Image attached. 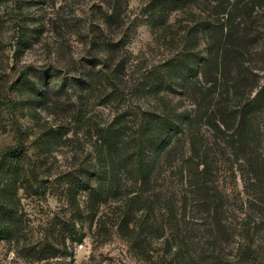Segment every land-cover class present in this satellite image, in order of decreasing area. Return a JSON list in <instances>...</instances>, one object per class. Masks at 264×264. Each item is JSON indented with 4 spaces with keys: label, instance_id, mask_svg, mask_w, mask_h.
Masks as SVG:
<instances>
[{
    "label": "trees",
    "instance_id": "trees-1",
    "mask_svg": "<svg viewBox=\"0 0 264 264\" xmlns=\"http://www.w3.org/2000/svg\"><path fill=\"white\" fill-rule=\"evenodd\" d=\"M191 6L197 12L192 14ZM254 6L264 7V0H149V24L154 27L166 25L175 10L188 8L194 20L183 25L179 44L163 63L165 77L146 80L150 87H159L163 80L176 83L192 97L191 108L145 112L134 122L116 117L91 125L87 160L54 179L60 184L53 194L61 201V212L49 215L43 232L34 237L26 235L18 190L35 192L32 181L38 189L43 186L35 168L68 139L70 129L63 122L43 124L30 140V152L19 144L6 148L0 153V240L11 243L15 254L28 261L73 264V244L85 235L83 223L90 224L106 200L120 199L117 229L142 254L146 242L161 237L168 252L187 264L192 256L188 242L199 246L204 264H264L257 239L264 232V126L253 123L264 111V80L259 81L257 67L244 59L252 47L248 32ZM200 41L202 56L196 49ZM198 74L202 79L194 84L191 77ZM14 83L11 89L25 94L26 102L44 104L39 93L47 91L46 83L36 87L27 72ZM6 101L13 106L12 98ZM198 125L228 148L226 159L238 161L243 196L229 195L230 202L219 185L214 172L218 145L207 144ZM157 162L170 167L167 176L181 186L179 204L171 210L168 202L161 223L142 195ZM134 186L139 192L131 189Z\"/></svg>",
    "mask_w": 264,
    "mask_h": 264
},
{
    "label": "rangeland",
    "instance_id": "rangeland-1",
    "mask_svg": "<svg viewBox=\"0 0 264 264\" xmlns=\"http://www.w3.org/2000/svg\"><path fill=\"white\" fill-rule=\"evenodd\" d=\"M148 2L0 0V153L18 144L30 152V140L43 124L63 122L70 129L68 139L53 147L45 163L35 168L44 180L43 186L38 189L32 181L35 192L18 190L27 236L39 235L48 216L61 212V201L53 194L60 184L54 179L87 160L93 139L91 125L116 117L134 122L145 112L178 113L191 108L192 97L176 83L163 80L159 87H150L146 80L153 75L157 80L165 77L163 63L179 44L177 38L183 25L194 20L190 21L188 8L175 10L166 25L154 27L149 24ZM189 10L192 14L197 12L193 6ZM252 13L254 19L248 32L252 47L244 59L247 65L257 67L261 82L264 7H252ZM203 48L200 41L196 47L199 56L204 55ZM25 72L36 87L41 89L42 84H47V91L39 93L45 105H31L25 94L11 89ZM200 79V74L191 77L194 84ZM7 97L14 100L13 106L6 103ZM253 123L258 128L264 126V111ZM201 126L198 130L207 144L214 141L218 145L214 148V172L219 185L228 196H243L238 161L234 162L231 156L226 159L228 148ZM155 152L156 146L152 156ZM169 169L161 162L154 164L149 189L142 194L160 223L166 218L168 202L171 210L179 204L181 186L174 176H167ZM136 188L131 187L139 192ZM121 209L120 199H108L99 206L90 224L83 223L85 235L80 243L73 244V264H187L168 252L161 237L146 242L143 254L130 245L128 237L117 229ZM259 233L264 260V232ZM188 246L192 249L189 264H204V254L197 251L199 246L192 242ZM42 263L16 255L11 243L0 240V264Z\"/></svg>",
    "mask_w": 264,
    "mask_h": 264
}]
</instances>
